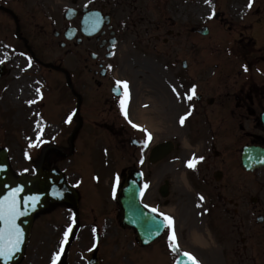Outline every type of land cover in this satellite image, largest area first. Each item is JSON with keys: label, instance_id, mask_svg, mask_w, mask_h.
Listing matches in <instances>:
<instances>
[{"label": "flooded vegetation", "instance_id": "1", "mask_svg": "<svg viewBox=\"0 0 264 264\" xmlns=\"http://www.w3.org/2000/svg\"><path fill=\"white\" fill-rule=\"evenodd\" d=\"M170 1L0 0V4L17 15L33 14L38 17L41 20V34L73 51L78 62H85L89 77L84 74L79 82L84 87L81 91L88 94L86 100L82 95V106L89 108L94 104L102 105L101 110L106 113V117L100 124L117 136L104 137L98 146L107 158L113 160L114 154L118 155L119 183L114 192L127 186L133 172L143 165L147 159L144 152L148 144L145 147L143 143L147 139V133L133 127V124L141 122L137 117L135 104H140V100L146 98L145 93H139L133 84L128 86V94L132 95L133 92L135 97L137 95V101L128 96L126 118L120 105L125 89L121 96H115L113 84L108 82L112 79V75L108 73L110 60L121 55L127 38L140 37L142 31L148 36L156 32L158 22L155 18L157 11H160L157 6L160 4L161 11L164 12L171 7ZM89 14L100 25L93 36H87L82 27L84 17ZM7 17L16 21L11 14ZM25 22L26 20H17L20 31L25 27ZM154 36L159 38L158 35ZM168 43L165 39V44ZM250 45V41L241 40L236 48L246 52L244 55L248 56L252 48ZM127 58L133 56L125 54L123 60ZM241 60L244 62L243 66L247 65L251 72L243 73V69H239L234 73L232 67L229 72L219 74L216 89L221 88L228 80L235 82L225 87V90H217L218 94L211 104L190 106L186 101L183 106L175 105V98L181 97L184 91L179 85L173 91L176 86H173V82L179 81L184 86L181 79L157 75L147 77L145 82L141 81L144 82L142 86L157 93L155 109L149 115L158 128H152L153 146L168 141L175 145L172 153L150 165L139 182L144 202L155 208L165 221L161 236L147 246L142 245L138 231L125 223V210L120 201L82 202L76 229L78 236L89 237L87 220L97 213V219H102L107 227L113 228L117 224L119 232L122 231L127 239L135 240L139 253L141 256L145 254L151 264H174L176 259L166 257V252L171 250L169 237L173 231L179 246L202 264H214L216 252H220L222 258L229 256L231 264H255L261 259L264 263V171L255 175L254 171L246 170L239 159V151L243 146H264V129L260 120V114L264 111V68L257 73L253 71L254 65L264 64V59L259 57L256 60L250 58L251 61L244 58ZM96 80L98 88H91ZM72 92L78 102V90L73 89ZM177 92L180 93L179 96ZM158 94L164 98L165 104H158ZM201 99L203 97L199 98ZM190 111L192 114L187 118L185 113ZM181 117H186L183 124L180 123ZM88 123L83 117L84 131L74 145L77 168L81 159L90 161V155L94 152V131L93 127L86 126ZM255 124L261 128L262 133L255 132ZM185 140L193 146L186 149ZM106 149L110 155L105 153ZM193 156L204 157L196 163L195 168L188 166V161ZM183 172L187 181L182 176ZM166 216L173 218L171 226ZM34 226V233L36 230L43 233L45 219L37 218ZM194 235L200 236L203 243H196Z\"/></svg>", "mask_w": 264, "mask_h": 264}, {"label": "rangeland", "instance_id": "2", "mask_svg": "<svg viewBox=\"0 0 264 264\" xmlns=\"http://www.w3.org/2000/svg\"><path fill=\"white\" fill-rule=\"evenodd\" d=\"M174 1L177 3L176 0ZM178 1H186L187 3L186 5L185 2L180 3L178 9L168 11L165 16L167 19H170L168 24L172 23L175 32H184L186 28L189 27V34L187 33L188 39L175 37L173 38L174 41L172 40L173 43L171 41V44L167 47H165L166 45L162 43H158V50H160L163 55L167 50H169L171 60L177 61L178 59L183 60L188 58L187 60L189 64L196 63L195 65L198 66V44L204 39L207 43V49H205L206 61H204L205 64L202 65L204 68L202 74H205L204 76L208 78L209 73L215 71V62L219 61L220 63H223L224 66H229V62L232 59L229 57L227 58L226 54L220 50H211L209 48L214 44L216 45L219 40L224 39L221 37L224 34L223 29L218 28L219 24L223 23V26L226 27L225 23L229 21L227 18L229 13L233 16V20L234 18H243L246 16L247 12L251 10L249 7H247L249 5V1L229 0V5L228 0H210V2L206 3V6H203L202 0H194L197 4L198 1H200L201 8L198 9L195 6L190 5L191 8L189 7V10L184 7L189 4L190 0ZM261 3H263L261 0H254V3L252 0V7H257ZM153 24L155 25L154 19ZM204 26H208L210 31L205 38H202V36H200L202 34H200L199 31H201ZM252 30V35L257 40V43L259 45H264V31H262V28L255 26ZM160 31V34L164 32ZM224 33L229 37L232 36V38L235 36L234 31ZM8 37L10 39L7 42L4 41ZM14 39L13 33L7 32L4 28V24H0V61L9 64L12 69V72L9 76L0 80V132L3 130L2 126L7 125L11 127L10 131H12L13 134L16 132V138L14 137V139L13 137L7 136L9 130L3 132L2 135L0 134V145L3 143L5 145L2 147H9L8 150L10 152L9 155L11 163L16 171L30 172L34 170L35 165L40 162V155H37V151L34 152V158L31 157V159L26 158L24 155L33 152L41 142H37L34 145L29 144L27 139L26 141L24 140L26 137L24 135V131L25 134H27L29 129L31 137L32 134L34 137L38 132L40 133L41 131H44V137L46 139L51 138L53 134V128H58V126L66 119V114L69 108L67 97L68 93L63 77L59 78L58 80L54 79L53 71L33 60L27 52L17 51L16 48L11 45V42L15 41ZM155 44L156 43L154 41V45ZM47 51L53 56L60 54L59 49L53 48L47 49ZM147 53H150V50L147 49ZM34 56L39 59L41 58L38 52H34ZM154 57V59L149 61L146 59H141V61H144L142 65H139L138 63L127 64L125 68L126 73L130 77H135L137 73L141 72L143 74H152V76L164 74L163 76L171 78L170 75L172 71L179 72L181 70L180 65L177 66V64L171 66L172 71L169 68L166 70L162 65V60L156 56ZM68 68L70 71L74 72L72 65H69ZM193 71L198 72L195 68L191 69L192 74L194 73ZM220 71L224 72L222 69H220ZM233 81L235 82V80H228L223 83L221 88L215 90L220 89L219 92L221 90H225L224 88L228 85H233ZM144 82H140V84L136 85L135 88L140 87ZM206 82L212 84L213 86L215 84L216 86L215 80H208ZM29 91L31 92L30 95L28 94ZM22 92H26V95L21 97L20 94ZM36 95L37 97H35ZM30 101L32 103H29ZM33 108L36 109L34 113ZM21 125L25 127L19 129L21 128ZM65 128L66 125L59 128L61 132L60 134L65 132ZM58 135L59 133L57 136ZM8 139H11L12 142ZM6 141L8 142L5 143ZM2 147L0 146V148ZM57 163L60 167L67 168L68 173H76L75 167L72 166L68 159H61ZM107 181L108 177L105 179L102 178V182L99 183L102 188H109L111 181L109 180V185H106ZM63 207L55 210V213L52 215L53 219H50V215H47V222H55L58 225L66 223V215L68 213ZM53 232L54 230L51 232L52 235ZM51 234L48 236L52 237ZM57 236L58 235L53 236L55 240L51 238L46 239V241L43 242V245H40L42 242L40 239L34 238L29 244L28 257L26 258L25 264H42L45 259L47 264L51 263L52 259L50 258L58 252V250L61 248V242L64 240L63 238L59 240ZM87 242H89V238L84 237V240L79 241L78 244L82 249H85L89 244ZM114 242L115 240H112L107 247L104 246L100 249L101 259H103L105 264L109 262H111V264H143L142 262L139 263V255L132 246H127L125 250H118L116 257L113 258L112 249L115 245ZM73 257L74 254L70 251L68 256L65 258L66 263L79 264L78 261H80V253L77 254L74 261ZM82 263L83 261H81V264Z\"/></svg>", "mask_w": 264, "mask_h": 264}, {"label": "snow or ice", "instance_id": "3", "mask_svg": "<svg viewBox=\"0 0 264 264\" xmlns=\"http://www.w3.org/2000/svg\"><path fill=\"white\" fill-rule=\"evenodd\" d=\"M206 3L210 2V0H205ZM252 6V0H249L248 7L251 8ZM214 15V10H213ZM31 59V58H29ZM244 70H248V66L244 65ZM117 85H123L125 89V96L120 100L121 110L123 111L125 117L127 118V101H128V81H117ZM173 91H176L175 87L173 88ZM177 96L180 95L179 92L176 93ZM196 94L195 92V86L191 89V95L185 94L187 96V99L191 100L192 97ZM29 103H32L31 101ZM190 115V113L186 114ZM186 117L180 118V123L183 124ZM71 115L68 117V121L71 122ZM129 123H132L131 120H129ZM133 127L135 128H141V125L133 124ZM147 133V139L143 141L144 146L146 147L148 142L152 139L151 132H148L147 129H143ZM204 157H196L193 156L191 160L188 161V166L195 168L196 163L199 160H203ZM141 163H143V160H141ZM116 183H119V176L116 178ZM147 187V185H145ZM23 190V187H17L15 189H12L8 196L4 197L3 199H0V222H3V227L0 228V259H3L4 261H9L12 259L13 254L18 250L20 244L22 243L23 239V230L17 224V218L19 216L24 215V211H21L19 207V200H18V193H20ZM55 195H60V193H54ZM39 199L38 196H30L28 197L24 203L26 205H29L31 207H35L36 201ZM201 199H203V196H201ZM152 211H156L155 208L152 209ZM160 215H164L163 213H160ZM166 220L168 221L169 225L171 226L173 224V218L171 216H166ZM72 231V226L70 225L69 228L64 232V240L61 242V248L60 251L57 252L53 259L52 264H57V261L60 258L61 253L64 251V244L67 243L68 237ZM170 240L175 241L176 236L175 232L173 231L172 235L169 237ZM173 247V250L176 251L179 248L178 244L170 245ZM185 256H188L193 261V264H200V262L196 259L195 256H193L191 253L185 252Z\"/></svg>", "mask_w": 264, "mask_h": 264}, {"label": "water", "instance_id": "4", "mask_svg": "<svg viewBox=\"0 0 264 264\" xmlns=\"http://www.w3.org/2000/svg\"><path fill=\"white\" fill-rule=\"evenodd\" d=\"M254 153H255V156H258V154H260L261 152L258 149H255ZM2 162L3 161L0 160V163ZM42 168L40 169L39 174L35 178H30L26 176H21L20 178H16L10 172L9 168L6 169V167L0 164V199H3L4 197L8 196L9 192L12 189H15L20 186L23 187V190H25V192H29V193H31V191L39 192L40 190L45 192V197L43 196V194H41V196H43L41 201L45 205H48L49 202L54 201L56 198H59L61 193L63 192L62 191V186H64L63 182L61 181L59 176H56L53 172L49 171L45 167H42ZM23 190L20 193H18V200H19V207L21 211H24L25 214L22 216H19L16 222L17 224L22 226L21 227L22 230L23 229L28 230V227H26V222L29 219L28 214L35 210H33L34 209L33 207L26 205L24 201L30 196H38L39 199L36 201V204H37L39 203L40 196L38 195L39 193L37 195L24 196ZM72 192L73 191L69 189L68 192L65 194V197H66L65 199L67 201L73 200L74 193ZM54 193H60V195H55ZM129 200L132 202L131 198ZM43 204H40L39 208L42 207ZM20 256H21V252L19 251L14 256L13 259L16 260ZM8 262H11V260H9ZM0 264H2L1 259H0Z\"/></svg>", "mask_w": 264, "mask_h": 264}, {"label": "bare ground", "instance_id": "5", "mask_svg": "<svg viewBox=\"0 0 264 264\" xmlns=\"http://www.w3.org/2000/svg\"><path fill=\"white\" fill-rule=\"evenodd\" d=\"M29 93L31 94V92H29ZM22 95L24 96L25 93L23 92ZM147 112H148V110L138 111L137 117H139L143 123H147L148 126H150L151 128L158 130L155 121L148 115ZM194 236H195L196 242L203 243L204 240L200 236H198V235H194Z\"/></svg>", "mask_w": 264, "mask_h": 264}]
</instances>
